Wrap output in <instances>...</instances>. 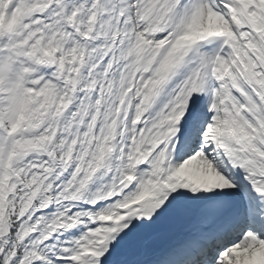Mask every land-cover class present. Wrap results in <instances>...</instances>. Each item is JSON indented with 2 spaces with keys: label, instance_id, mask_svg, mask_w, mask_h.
Segmentation results:
<instances>
[{
  "label": "snow or ice",
  "instance_id": "1",
  "mask_svg": "<svg viewBox=\"0 0 264 264\" xmlns=\"http://www.w3.org/2000/svg\"><path fill=\"white\" fill-rule=\"evenodd\" d=\"M0 264H264V0H0Z\"/></svg>",
  "mask_w": 264,
  "mask_h": 264
}]
</instances>
